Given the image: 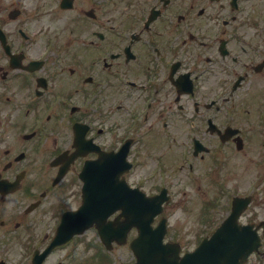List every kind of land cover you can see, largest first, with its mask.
Returning <instances> with one entry per match:
<instances>
[{
  "label": "flooded vegetation",
  "instance_id": "flooded-vegetation-1",
  "mask_svg": "<svg viewBox=\"0 0 264 264\" xmlns=\"http://www.w3.org/2000/svg\"><path fill=\"white\" fill-rule=\"evenodd\" d=\"M154 151L187 161L212 210L263 214L264 0H0V264L44 252L88 161L155 192L133 170ZM75 239L42 264H85Z\"/></svg>",
  "mask_w": 264,
  "mask_h": 264
},
{
  "label": "rangeland",
  "instance_id": "rangeland-1",
  "mask_svg": "<svg viewBox=\"0 0 264 264\" xmlns=\"http://www.w3.org/2000/svg\"><path fill=\"white\" fill-rule=\"evenodd\" d=\"M153 153H161V157L163 152L154 151ZM146 165H142L137 168V173H146L150 168L147 169L150 161H146ZM176 170H178L176 168ZM182 179L180 184H177V188L180 190L175 195V198L166 206L164 212L168 217V238L178 241L182 244L184 249H190L196 244V240L199 234V223H196V212L193 210V206H196L197 201H192L193 191L190 190L189 182L182 184L183 179H185V175H181ZM180 185H182L180 187ZM182 188V189H181ZM188 208V210H186ZM90 235L87 236V238ZM170 236V237H169ZM89 243H86V246ZM114 257V263L112 264H127L131 261V257L129 252H127L126 246H119L113 249L112 251ZM94 250L91 248H86L85 252L76 250L73 253V256L76 258H84L85 264H100L93 257ZM111 256V255H110ZM106 259H103L102 262H106Z\"/></svg>",
  "mask_w": 264,
  "mask_h": 264
},
{
  "label": "water",
  "instance_id": "water-1",
  "mask_svg": "<svg viewBox=\"0 0 264 264\" xmlns=\"http://www.w3.org/2000/svg\"><path fill=\"white\" fill-rule=\"evenodd\" d=\"M152 208L154 206H151ZM157 210H150L154 215ZM144 220L148 219L147 214L142 215ZM164 229H151L149 225L140 229L139 236L132 243L137 255L136 264H200L197 259V251L185 254L179 258V247L175 244H162L161 238Z\"/></svg>",
  "mask_w": 264,
  "mask_h": 264
}]
</instances>
